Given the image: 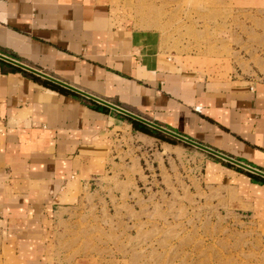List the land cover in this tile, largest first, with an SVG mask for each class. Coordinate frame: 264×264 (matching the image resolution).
Segmentation results:
<instances>
[{"label": "crops", "instance_id": "0c3cea01", "mask_svg": "<svg viewBox=\"0 0 264 264\" xmlns=\"http://www.w3.org/2000/svg\"><path fill=\"white\" fill-rule=\"evenodd\" d=\"M160 44L156 31L117 20L105 0H0V55L264 174V83L219 79ZM17 68L0 59V223L30 263L47 264L45 238L71 213L94 160L109 156L115 128L132 127ZM227 163L206 160L205 179L260 212L264 181Z\"/></svg>", "mask_w": 264, "mask_h": 264}, {"label": "rangeland", "instance_id": "374dc122", "mask_svg": "<svg viewBox=\"0 0 264 264\" xmlns=\"http://www.w3.org/2000/svg\"><path fill=\"white\" fill-rule=\"evenodd\" d=\"M105 1L117 20L156 31L166 53L264 83V0ZM115 129L109 156L45 238L47 264H264V207L204 177L206 160H224L165 133L179 143ZM5 226L0 264H32Z\"/></svg>", "mask_w": 264, "mask_h": 264}, {"label": "water", "instance_id": "95a60500", "mask_svg": "<svg viewBox=\"0 0 264 264\" xmlns=\"http://www.w3.org/2000/svg\"><path fill=\"white\" fill-rule=\"evenodd\" d=\"M0 59L4 60V61H7V62H9L11 64H14V65L18 66L19 68H21V69H23L25 71H28L30 73H33V74L37 75V76H40L41 78L47 79V80H49L51 82H54V83H56V84H58V85H60L62 87H65V88H67V89H69V90H71L73 92H76V93H78V94H80L82 96H85V97H87V98H89L91 100H94V101H96L98 103H101V104H103L105 106H108L109 108H111V109H113V110H115V111H117V112H119V113H121V114H123L125 116H128L130 118L138 120V121H140V122H142V123L154 128V129H157V130H159V131H161V132H163V133H165L167 135L172 136L173 138H175V139H177V140H179L181 142L190 144V145H192V146H194V147H196V148H198L200 150H203V151L207 152L208 154L214 155V156H216V157H218V158H220V159H222L224 161L231 162L232 164H235L238 167H241V168H243L245 170H248L250 172H253L255 174H259V175L264 176V174L258 172L257 170H254L253 168H251L249 166H246V165H244V164H242L240 162H237V161L233 160L232 158H229V157H227V156H225L223 154H220V153H218V152H216V151H214V150H212V149H210L208 147L202 146V145H200V144H198V143H196L194 141H191V140L187 139L186 137H183V136L178 135L176 133L170 132V131H168V130H166V129H164V128H162V127H160V126H158V125H156V124H154L152 122H149V121H147V120H145V119H143V118H141V117H139V116H137V115L125 110V109H123V108H120V107H118L116 105L110 104V103H108V102H106L104 100L96 98V97H94V96H92L90 94H87L85 92L77 90V89L73 88L72 86H70L68 84H65L63 82H60L57 79H54V78H52V77H50V76H48V75H46V74H44V73H42L40 71H37V70H35V69H33V68L29 67V66L21 64L19 62H16V61H14L12 59H9V58H7L5 56H2V55H0Z\"/></svg>", "mask_w": 264, "mask_h": 264}, {"label": "trees", "instance_id": "16d2710c", "mask_svg": "<svg viewBox=\"0 0 264 264\" xmlns=\"http://www.w3.org/2000/svg\"><path fill=\"white\" fill-rule=\"evenodd\" d=\"M17 69H18L19 71H22V72H24V73L29 74V76H31V78H32L34 81L40 83L41 85H43V86H45V87H47V88H50V89L56 90V91H58V92H60V93H64V94H68V95H73L74 97L83 98V97H81L80 95H78V94H76V93H74V92H71L70 90H67V89L63 88V87H61L60 85H58V84H56V83H54V82H51V81H49V80H47V79H43V78H41V77H39V76H36V75H34V74H30V73H28V72H26V71H24V70H22V69H19V68H17ZM84 101L88 102V103L90 104L91 107H95V108L100 109V110H103V111H105V112L110 111L108 108H106V107H104V106H101V105H99V104H96V103H94V102H92V101H90V100L84 99ZM114 113H115L117 116H119L121 119H123V120L127 121L128 123H130V124H131V127H132V129H133L134 131H138V132L144 133V134H146V135H149V136L155 137V138H157V139H161L162 141H165V142H168V143H171V144L179 143V142L176 141L175 139H173V138H171V137H169V136H166L163 132H161V131H159V130H156V129H154V128H152V127H150V126H148V125H146V124H144V123H142V122H140V121H138V120H135V119H133V118H130V117L125 116V115L120 114V113H116V112H114ZM215 160H216V158H215ZM217 161H219V162H221V163H224L225 165H230V164H228V163L225 162V161H220V160H218V159H217ZM236 169H237L239 172H242V173H244L245 175H247V176H249V177H252L253 179L264 181L263 178H261V177L255 175V174H253V173H250V172H248V171H246V170H243V169H241V168H238V167H236Z\"/></svg>", "mask_w": 264, "mask_h": 264}]
</instances>
